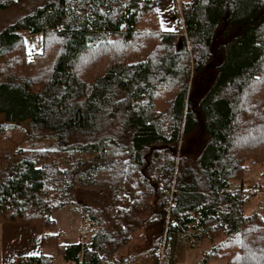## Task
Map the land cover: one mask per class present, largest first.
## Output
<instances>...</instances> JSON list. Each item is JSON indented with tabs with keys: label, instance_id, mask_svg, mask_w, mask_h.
I'll use <instances>...</instances> for the list:
<instances>
[{
	"label": "trees",
	"instance_id": "trees-1",
	"mask_svg": "<svg viewBox=\"0 0 264 264\" xmlns=\"http://www.w3.org/2000/svg\"><path fill=\"white\" fill-rule=\"evenodd\" d=\"M180 12L183 30L163 31L153 0H56L0 31V223L43 231L75 204L89 240H41L69 264H125L116 254L145 222L154 254L221 235L204 261L264 264V216L245 212L241 188L245 162H264V0H184ZM33 36L41 50L28 53ZM49 114L69 119L52 127ZM81 191L105 206L77 203Z\"/></svg>",
	"mask_w": 264,
	"mask_h": 264
},
{
	"label": "crops",
	"instance_id": "crops-1",
	"mask_svg": "<svg viewBox=\"0 0 264 264\" xmlns=\"http://www.w3.org/2000/svg\"><path fill=\"white\" fill-rule=\"evenodd\" d=\"M155 2L156 11L160 27L163 31H176L178 29L183 30L182 16L180 12V3L184 0H153ZM184 33V32H183ZM246 173L249 174L251 166L247 165ZM241 181V188L246 191V179ZM238 181H234L237 184ZM255 189V188H254ZM258 193L262 192L261 189L256 188ZM253 196L250 198L245 206V212L250 214L252 212H259L264 216L263 211L253 209L251 212H247V207L251 203ZM128 202L132 199L128 196ZM71 207L77 218V229L74 233L70 234V238L66 241L62 228H59L61 232L56 231V226L44 229L43 231L37 230L31 225L25 222L19 221H7L0 223V264H16L21 258L28 256H35L40 253L49 255L52 258V264H69L63 256L58 253L54 246H42L41 240L44 234H53L57 236L58 242L62 245L80 243L81 241H87L90 235L94 231L93 227L89 223V220L83 218V214L80 208L75 204H67L62 209L55 213H61L65 208ZM128 207V204H125ZM70 208V209H71ZM264 208V207H263ZM54 214V213H53ZM53 216V215H52ZM55 220V219H53ZM56 225V223H55ZM85 226L89 230L81 236V227ZM55 231H54V230ZM63 233V234H62ZM136 237L122 246L117 252L118 258L125 257V264H156V255L152 251L149 257L144 256L146 252H139L138 245H136ZM218 237L215 238H203L198 239L193 235L184 237V239L178 240L175 248V253L172 258L168 255V247L163 251L164 258L160 261L161 264H226V261L222 258H208L204 259L205 253L211 250L213 246L218 242ZM138 242V241H137ZM163 256V255H162ZM133 257H136L133 258ZM159 259V258H158Z\"/></svg>",
	"mask_w": 264,
	"mask_h": 264
},
{
	"label": "rangeland",
	"instance_id": "rangeland-1",
	"mask_svg": "<svg viewBox=\"0 0 264 264\" xmlns=\"http://www.w3.org/2000/svg\"><path fill=\"white\" fill-rule=\"evenodd\" d=\"M48 1H56V0H21L18 4L14 5V6H10L8 8L5 9H0V31L6 27L8 24L13 23L15 20H17L18 18H20L21 16L29 13L31 10H33L34 8L48 2ZM25 46H26V51L28 53H31L33 51H40L41 50V41H40V36H33L31 38H28L25 42ZM47 118L49 120V125L54 127V125L56 124H60V123H64L66 122L69 117L65 118H60L58 116L55 115H47ZM4 114L0 113V122L4 121ZM21 126H23L24 128H27V124H28V120L23 121L20 123ZM48 144L52 145L53 144V140H46V139H28L26 140V142H24L22 144L23 147H45ZM253 159H249L245 162V167L247 168V165L251 166V171L250 173L244 174L245 176V183H246V193L248 195H250L251 193H253V198L251 200V203L249 204V206L247 207V212H251L253 209H259L261 211H263L264 213V162L260 163V162H255L253 163ZM253 163V164H252ZM245 169V173L246 170ZM244 179V177L241 179V181ZM238 181V180H235ZM239 182V181H238ZM255 188V189H254ZM261 189L262 192L258 193L256 192L257 189ZM76 199L75 201L79 204H85L88 206H92V207H104L106 204L105 199L103 198L104 196L98 195V194H93L90 193L89 191H81L79 193H76ZM129 197L132 199L133 196L132 194H129ZM65 208L61 213H55L52 214V218L55 219L54 223H56V225L54 224L53 227L56 226V231H58L59 233L61 232V230L59 228H62L64 235H66L65 240L67 241L70 238V234L74 233L75 230L77 229V218L76 215L74 213V211L72 210V208ZM146 214V213H144ZM153 218V217H152ZM151 218V219H152ZM147 219V217L145 218ZM155 219V218H154ZM153 221V219L151 220V222ZM143 222V221H142ZM155 226H150L148 225L147 222H145L144 224H142V229L138 230L133 237H136V245H138V249L139 252H146L144 254V256H148L150 255V253L152 252V249L150 247V243L151 240L153 239V232H154V228ZM54 230V229H53ZM55 231V230H54ZM63 234V233H62ZM225 237L219 235L218 236V242L219 243L221 240H223ZM138 241V242H137ZM216 243V244H217ZM215 244V245H216ZM173 252V251H172ZM168 255L171 253V250L168 249L167 250ZM124 257V256H122ZM136 259V257H133ZM164 258V254L162 256V260Z\"/></svg>",
	"mask_w": 264,
	"mask_h": 264
},
{
	"label": "built area",
	"instance_id": "built-area-1",
	"mask_svg": "<svg viewBox=\"0 0 264 264\" xmlns=\"http://www.w3.org/2000/svg\"><path fill=\"white\" fill-rule=\"evenodd\" d=\"M253 163H254V161H253ZM162 191H163V194L165 195L167 203H168L167 211H168V214H169V208H170V206L172 204V193H173V190L172 189H163ZM87 232H88V228L82 225V227H81V236L85 235ZM163 250H164V242H162V244L155 249V254L159 257V259H161L162 255H163Z\"/></svg>",
	"mask_w": 264,
	"mask_h": 264
}]
</instances>
